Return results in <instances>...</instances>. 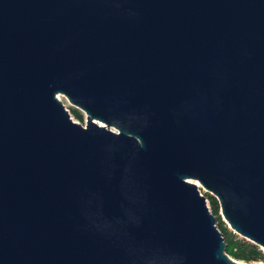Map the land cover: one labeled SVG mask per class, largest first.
Instances as JSON below:
<instances>
[{
  "label": "water",
  "instance_id": "95a60500",
  "mask_svg": "<svg viewBox=\"0 0 264 264\" xmlns=\"http://www.w3.org/2000/svg\"><path fill=\"white\" fill-rule=\"evenodd\" d=\"M194 180L264 249V0H0V264H251Z\"/></svg>",
  "mask_w": 264,
  "mask_h": 264
},
{
  "label": "trees",
  "instance_id": "16d2710c",
  "mask_svg": "<svg viewBox=\"0 0 264 264\" xmlns=\"http://www.w3.org/2000/svg\"><path fill=\"white\" fill-rule=\"evenodd\" d=\"M73 112L78 119L83 120L84 114L79 108L73 107ZM207 197L209 198V202H211L212 214L217 218V227L225 236L227 254L232 258H237L247 262L251 260H262V258H264L263 248L261 249L260 246L253 241L241 239V237H237L234 233L229 231L219 213L221 208L220 202H218L215 196L211 193Z\"/></svg>",
  "mask_w": 264,
  "mask_h": 264
},
{
  "label": "rangeland",
  "instance_id": "374dc122",
  "mask_svg": "<svg viewBox=\"0 0 264 264\" xmlns=\"http://www.w3.org/2000/svg\"><path fill=\"white\" fill-rule=\"evenodd\" d=\"M58 95H59V97L63 100V102H64V104H65V107H66V109H69V111H70V113H71V116L73 117L72 119H74V120H76V121H79V122H82V124L83 125H86V114L82 111V109L81 108H79L80 110H81V112L84 114V117H83V120H81V119H78L77 118V116L75 115V113L73 112V107H76L75 105H71L70 104V101H69V99L67 98V95H64L63 93H58ZM78 108V107H77ZM103 123V122H102ZM101 123V124H102ZM114 129V128H113ZM114 130H116V129H114ZM195 182H197V187L199 188V189H201V194H205L206 196H209V194L211 193V191H209L207 188H205L204 186H202L201 185V183L197 180H194ZM213 195V194H212ZM206 199H207V202H208V204H209V206H210V208H211V202H209V198L208 197H206ZM212 209V208H211ZM220 211H221V208H220ZM219 211V213H220V216H222V219L224 220V224H226V228L229 230V231H231L232 233H234L237 237H241V239H245V240H247L249 237H244V236H242L241 235V233H239L238 231H236V229H232L229 225V222L226 220V217L225 216H223L222 214H221V212ZM248 240H250V239H248ZM260 248L262 249V247L260 246ZM264 250V249H263ZM240 260V259H239ZM242 261V260H241ZM242 262H244V263H251V264H261L262 262H264V258H262V260H259V261H256V260H251V261H242Z\"/></svg>",
  "mask_w": 264,
  "mask_h": 264
},
{
  "label": "bare ground",
  "instance_id": "6f19581e",
  "mask_svg": "<svg viewBox=\"0 0 264 264\" xmlns=\"http://www.w3.org/2000/svg\"><path fill=\"white\" fill-rule=\"evenodd\" d=\"M197 181V180H196Z\"/></svg>",
  "mask_w": 264,
  "mask_h": 264
}]
</instances>
